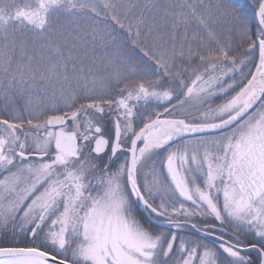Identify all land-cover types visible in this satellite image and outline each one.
Instances as JSON below:
<instances>
[{"label": "snow or ice", "instance_id": "snow-or-ice-1", "mask_svg": "<svg viewBox=\"0 0 264 264\" xmlns=\"http://www.w3.org/2000/svg\"><path fill=\"white\" fill-rule=\"evenodd\" d=\"M0 264H264V0H0Z\"/></svg>", "mask_w": 264, "mask_h": 264}, {"label": "trees", "instance_id": "trees-1", "mask_svg": "<svg viewBox=\"0 0 264 264\" xmlns=\"http://www.w3.org/2000/svg\"><path fill=\"white\" fill-rule=\"evenodd\" d=\"M239 3L243 4L247 7L249 0H239ZM248 12H249V14H251V12H252V9L250 7L248 8Z\"/></svg>", "mask_w": 264, "mask_h": 264}]
</instances>
